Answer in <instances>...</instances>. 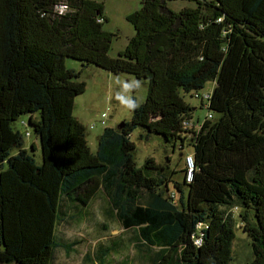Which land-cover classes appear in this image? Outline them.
I'll return each instance as SVG.
<instances>
[{
  "label": "trees",
  "instance_id": "obj_1",
  "mask_svg": "<svg viewBox=\"0 0 264 264\" xmlns=\"http://www.w3.org/2000/svg\"><path fill=\"white\" fill-rule=\"evenodd\" d=\"M169 1L177 0H142L127 17L134 36L112 58L102 4L0 0L1 264H54L58 250L71 254L81 240L58 228L100 195L107 216L134 233L145 264H230L234 209L251 239L248 264H264V0H202L178 12ZM68 59L134 76L133 92L138 81L147 85L131 119L105 128L94 153L73 115L86 84ZM187 95L207 102L200 125ZM25 115L40 165L13 129ZM138 128L172 149L189 146L183 169L153 158L137 167L130 136ZM105 241L82 264H112L119 245Z\"/></svg>",
  "mask_w": 264,
  "mask_h": 264
},
{
  "label": "rangeland",
  "instance_id": "obj_2",
  "mask_svg": "<svg viewBox=\"0 0 264 264\" xmlns=\"http://www.w3.org/2000/svg\"><path fill=\"white\" fill-rule=\"evenodd\" d=\"M92 1L103 6V15L106 19L103 29L114 35L109 56L115 58L119 52L125 49L129 40L134 36V29L128 23L127 17L140 9L142 0ZM197 1L202 0L169 1L167 7L174 12H178L184 8L195 7ZM65 65L68 69L81 71L78 81L86 84L85 92L75 99L73 115L85 126L86 140L90 150L94 153L97 148V139L105 128H116L122 122L131 119L133 99L137 105L142 104L147 96V85L144 81H138L136 90L133 92L136 79L132 75H114L94 66L83 68L81 63L69 59L66 60ZM212 87L213 84L208 83L203 92L211 90ZM185 101L193 109L191 123L200 125L208 114L207 102L204 101L202 106L200 100L191 95L185 96ZM104 113L107 114V119L106 125L103 126L100 122L101 115ZM28 119L27 115L20 117L14 122L13 129L22 134L24 149L33 155L36 163L40 165L42 158L39 140L33 133L32 128L27 125ZM22 123H25V125ZM91 126H94V128L92 129ZM130 139L135 145L134 160L137 167H141L146 159L153 158L157 163L164 165V167L167 166L169 170L176 169L179 171L184 166L183 155L192 152L189 146H186L182 151H179L178 148L172 149L159 136H148L140 128L131 134ZM33 143L36 144L35 150L31 148ZM5 168L6 165H4ZM173 179L180 181L181 175L177 173ZM170 189L173 190L172 184ZM106 208V199L100 195L82 215L76 214L75 218L61 224L58 228L60 236H64L71 241L80 239L81 243L69 255H66L63 250H58L54 264H82V258L89 247L96 245L98 242H106L105 239L119 245V250L113 253L112 264H116L115 261L123 264H145L144 261L138 258L139 255L131 246L134 233L123 230L117 222L108 217ZM230 213L233 218L235 233L230 264H248L253 259L251 239L241 228L240 210L234 209Z\"/></svg>",
  "mask_w": 264,
  "mask_h": 264
},
{
  "label": "built area",
  "instance_id": "obj_3",
  "mask_svg": "<svg viewBox=\"0 0 264 264\" xmlns=\"http://www.w3.org/2000/svg\"><path fill=\"white\" fill-rule=\"evenodd\" d=\"M211 118H212V116L211 115H208V119H211ZM106 119H107V114L104 113V114L101 115V122L100 121L99 122L102 125H105L106 124ZM186 164L188 166V176H187V180L190 181L191 180V177H192L193 168H194L193 161H192V158L191 157H188L187 158Z\"/></svg>",
  "mask_w": 264,
  "mask_h": 264
}]
</instances>
